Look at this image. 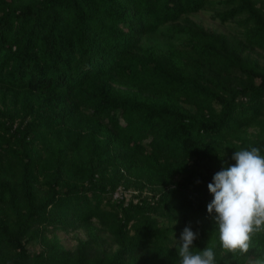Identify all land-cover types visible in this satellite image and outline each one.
I'll list each match as a JSON object with an SVG mask.
<instances>
[{"label":"trees","instance_id":"obj_1","mask_svg":"<svg viewBox=\"0 0 264 264\" xmlns=\"http://www.w3.org/2000/svg\"><path fill=\"white\" fill-rule=\"evenodd\" d=\"M207 4L239 37L185 15ZM246 48L264 50V0H0V264H178L189 224L217 264L264 258V233L223 256L206 210L235 150L264 153ZM78 227L73 248L55 235Z\"/></svg>","mask_w":264,"mask_h":264},{"label":"clouds","instance_id":"obj_2","mask_svg":"<svg viewBox=\"0 0 264 264\" xmlns=\"http://www.w3.org/2000/svg\"><path fill=\"white\" fill-rule=\"evenodd\" d=\"M234 164L222 165L207 185L212 195L207 213L212 216L218 232L223 256L246 257L253 239L264 233V153L260 147L235 150ZM198 233L191 225L183 228L176 248L178 264H217L213 247H193ZM249 264H264V258Z\"/></svg>","mask_w":264,"mask_h":264},{"label":"rangeland","instance_id":"obj_3","mask_svg":"<svg viewBox=\"0 0 264 264\" xmlns=\"http://www.w3.org/2000/svg\"><path fill=\"white\" fill-rule=\"evenodd\" d=\"M214 7L210 4L205 5L201 10L196 11V12H189L186 13L188 17L191 19L195 20L197 23L202 24L204 27L210 30L214 31H221L226 34H228L231 38H237L239 37V31H241V28L238 25V19H233L230 21H227L225 23L220 22L217 19H214L211 17L210 12L213 10ZM155 41H160L158 42L159 45L165 46V42L162 40L161 37H156V36H147L142 39L143 43L150 44V43H155ZM181 42V41H180ZM179 40H176L174 42L175 46H182V43H180ZM245 54H249L252 57H255L258 59V61L261 64H264V50L261 48H246L245 49ZM193 107V106H191ZM254 130L253 127H248V133H251ZM125 196H131L132 195V189L127 190L124 192ZM117 196L121 195L116 194ZM165 223L170 224L171 221L169 220H164ZM55 235L59 238L60 242L68 247V248H73L79 238H85L86 237V229L84 227H78L77 229L70 231V232H63V231H58L55 233ZM103 237L105 238L104 242L102 243V247H106V249H114L115 244L112 242L111 238L107 236V234L102 232ZM48 237L53 236V233H47ZM44 246V243L41 241V239H35L32 241H29L28 247L33 251L37 252L39 249H41ZM256 259L254 257H251L248 259L247 264H249L250 261H255Z\"/></svg>","mask_w":264,"mask_h":264},{"label":"built area","instance_id":"obj_4","mask_svg":"<svg viewBox=\"0 0 264 264\" xmlns=\"http://www.w3.org/2000/svg\"><path fill=\"white\" fill-rule=\"evenodd\" d=\"M117 193L119 194V191H116V192H115V196H117V195H116Z\"/></svg>","mask_w":264,"mask_h":264}]
</instances>
